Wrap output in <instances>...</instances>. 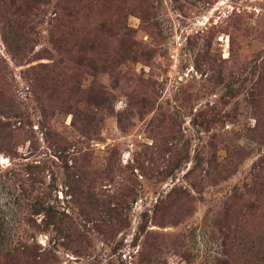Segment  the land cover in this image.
Returning a JSON list of instances; mask_svg holds the SVG:
<instances>
[{"label":"rangeland","instance_id":"374dc122","mask_svg":"<svg viewBox=\"0 0 264 264\" xmlns=\"http://www.w3.org/2000/svg\"><path fill=\"white\" fill-rule=\"evenodd\" d=\"M0 264H264V0H0Z\"/></svg>","mask_w":264,"mask_h":264}]
</instances>
